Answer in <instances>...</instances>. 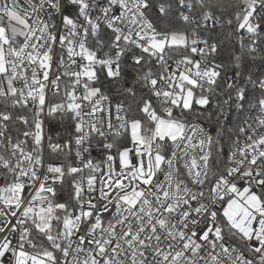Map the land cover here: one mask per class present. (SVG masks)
Returning a JSON list of instances; mask_svg holds the SVG:
<instances>
[{
  "label": "snow or ice",
  "instance_id": "obj_1",
  "mask_svg": "<svg viewBox=\"0 0 264 264\" xmlns=\"http://www.w3.org/2000/svg\"><path fill=\"white\" fill-rule=\"evenodd\" d=\"M0 264H264V0H0Z\"/></svg>",
  "mask_w": 264,
  "mask_h": 264
}]
</instances>
